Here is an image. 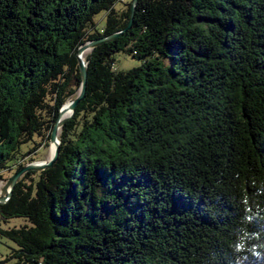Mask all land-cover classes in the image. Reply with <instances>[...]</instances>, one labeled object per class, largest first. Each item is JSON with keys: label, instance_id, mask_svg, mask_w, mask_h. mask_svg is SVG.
I'll return each instance as SVG.
<instances>
[{"label": "trees", "instance_id": "1", "mask_svg": "<svg viewBox=\"0 0 264 264\" xmlns=\"http://www.w3.org/2000/svg\"><path fill=\"white\" fill-rule=\"evenodd\" d=\"M132 7L0 0L1 181L50 145L78 48ZM119 52L141 63L122 71ZM86 62L58 159L0 203L5 260L264 264V0H138Z\"/></svg>", "mask_w": 264, "mask_h": 264}, {"label": "water", "instance_id": "2", "mask_svg": "<svg viewBox=\"0 0 264 264\" xmlns=\"http://www.w3.org/2000/svg\"><path fill=\"white\" fill-rule=\"evenodd\" d=\"M138 0H133V7H132V13H131V20L128 23V26L124 29V31L116 32L112 35H105L101 38H98L96 40H90L86 42L84 45H82L80 48H78L77 51V57L79 59V66L82 73V86L80 91L78 92V96L71 100L70 103L68 102L63 105V107L60 109V114L58 117V120H56L54 124V128L51 134V143L56 142L57 147L55 148L54 154L49 160H43V161H33V162H27L25 165H23L17 172H15L12 176H10L5 184L4 189L2 190V194H0V203L4 204L6 203L9 198L12 195V190H14L15 185L20 180L22 176L25 175L28 171H40V170H46L52 166L53 163L58 159L59 156V148H60V138H58L59 134V127L62 128L63 124L65 123V120L70 118L75 110V107L78 106V104L84 99L85 94L87 92V77H88V71H87V62L86 59L83 57L84 53L88 49H94L103 42H108L111 40H114L118 35L128 31L132 27V21L134 19V11L135 7L137 5ZM70 111V114L62 119V115L66 112Z\"/></svg>", "mask_w": 264, "mask_h": 264}, {"label": "rangeland", "instance_id": "3", "mask_svg": "<svg viewBox=\"0 0 264 264\" xmlns=\"http://www.w3.org/2000/svg\"><path fill=\"white\" fill-rule=\"evenodd\" d=\"M123 6L122 3H120L118 5V7ZM106 17H105V13H101L97 16V26L99 29H102L105 23ZM91 51V49H88V52L86 53V55ZM117 64L116 67L120 70H127L129 68H131L132 66H137L141 63L140 60L135 59L134 57L126 54V53H121L119 52L117 55ZM30 144L26 145V147H29ZM51 145V142H50ZM49 146H42L41 148H39L34 154L29 155L26 160L30 161L31 158H35L36 161H43L47 159V155H48V148ZM31 162V161H30ZM16 165H14V167L10 170H7L5 172V179L4 180H0L1 183L6 184L8 178L10 176H12L13 171H15ZM25 220L24 218H13L10 219V221L8 223H4V227H8V226H13V225H18L20 223H24ZM12 247H16V245L14 244V242L12 240H9L7 238H3L0 236V264H15L17 262L16 259H10L8 261H6V257L9 255V253L11 252V248Z\"/></svg>", "mask_w": 264, "mask_h": 264}, {"label": "bare ground", "instance_id": "4", "mask_svg": "<svg viewBox=\"0 0 264 264\" xmlns=\"http://www.w3.org/2000/svg\"><path fill=\"white\" fill-rule=\"evenodd\" d=\"M90 50V49H89ZM88 52V50L84 53L83 57L86 59V53ZM72 100V99H71ZM68 101V104L70 103V101ZM70 114V111L64 113L62 115V119H64L65 117H67L68 115ZM61 127H59V134H58V138L60 137V134H61ZM57 147V143L56 142H52L50 147L48 148V155H47V159L46 160H49L52 155L54 154V151H55V148ZM5 187V184L4 183H1L0 182V194H2V190L4 189Z\"/></svg>", "mask_w": 264, "mask_h": 264}]
</instances>
